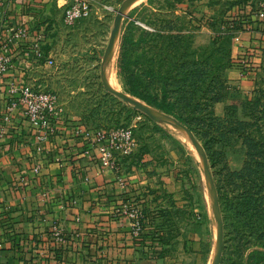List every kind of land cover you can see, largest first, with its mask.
Instances as JSON below:
<instances>
[{
  "label": "rangeland",
  "instance_id": "rangeland-1",
  "mask_svg": "<svg viewBox=\"0 0 264 264\" xmlns=\"http://www.w3.org/2000/svg\"><path fill=\"white\" fill-rule=\"evenodd\" d=\"M131 1L69 0L57 8L46 21L50 30L42 51L54 64L39 62L29 83L55 95L59 112L77 117L89 130L131 132L132 151L115 153L124 171L142 169L140 211L156 242V264H246L250 252L264 248L255 246L256 234L247 249L226 236L202 147L184 124L127 87L132 84L144 94L168 87L173 96L193 98L197 105L205 102L212 76L220 73L225 97L213 106L219 117L231 103L255 96L258 88L264 90V67L256 68L246 89L240 80L254 62L241 45L243 17L254 13L260 0H142L126 8ZM72 2L86 3L87 14L68 25L64 11ZM212 48L220 60L218 72L210 69ZM110 58L118 90L106 83ZM235 116L243 118L242 111ZM225 151L229 168L239 170L241 145ZM257 264H264V257Z\"/></svg>",
  "mask_w": 264,
  "mask_h": 264
},
{
  "label": "crops",
  "instance_id": "crops-1",
  "mask_svg": "<svg viewBox=\"0 0 264 264\" xmlns=\"http://www.w3.org/2000/svg\"><path fill=\"white\" fill-rule=\"evenodd\" d=\"M68 1L0 0V48L10 61L0 74V264H156L147 221V236L134 239L126 215L140 211L141 167L124 171L116 153L114 169L102 166L106 140L77 117L58 109L42 128L24 115L21 87L43 91L30 79L39 62L54 64L42 53L46 21ZM242 41L254 62L240 80L249 89L264 67V34L252 29Z\"/></svg>",
  "mask_w": 264,
  "mask_h": 264
},
{
  "label": "trees",
  "instance_id": "trees-1",
  "mask_svg": "<svg viewBox=\"0 0 264 264\" xmlns=\"http://www.w3.org/2000/svg\"><path fill=\"white\" fill-rule=\"evenodd\" d=\"M137 11L133 10L132 14ZM243 19V24L257 29L256 21L249 15ZM210 51V69L218 72L220 60L215 59L214 48ZM122 62V56H119L120 75ZM127 89L148 106L184 124L202 147L214 174V190L223 231L230 241H236L238 247L247 249L252 244L253 234H256L259 239H254L255 246L264 248V90L258 88L255 96L243 102L231 103L226 108V114L219 117L215 115L213 106L225 97V85L220 73L212 76L203 104L193 105L190 101L193 98L173 96L168 87L162 88L158 94H144L129 83ZM239 109L243 118L235 116ZM232 144H240L244 151L242 167L234 171L228 166L225 151ZM141 214V230L134 239L147 236L144 233L146 216L143 211ZM263 257L264 252L253 250L248 254L246 264H257Z\"/></svg>",
  "mask_w": 264,
  "mask_h": 264
},
{
  "label": "built area",
  "instance_id": "built-area-1",
  "mask_svg": "<svg viewBox=\"0 0 264 264\" xmlns=\"http://www.w3.org/2000/svg\"><path fill=\"white\" fill-rule=\"evenodd\" d=\"M251 11V10H250ZM87 14L86 3L72 2L65 8L64 21L66 24H72ZM256 21L257 31L264 34V0H260L254 13H246ZM252 14V15H251ZM244 32L252 30L249 24H244ZM239 38H237L238 40ZM6 50L0 48V74L5 72L10 64ZM20 102L24 107V115L28 121L36 126L48 128V122L51 117L58 112L56 96L45 91L35 90L30 86H23L20 89ZM14 104H10L8 111H12ZM97 138L100 142L106 140V143L98 147L99 163L111 169L115 168L114 153L128 155L132 151L133 139L129 130L121 129L102 135L97 132ZM37 172V169H34ZM126 215L131 220L133 236H137L141 230L139 220L142 218L141 211L132 207L126 208Z\"/></svg>",
  "mask_w": 264,
  "mask_h": 264
},
{
  "label": "bare ground",
  "instance_id": "bare-ground-1",
  "mask_svg": "<svg viewBox=\"0 0 264 264\" xmlns=\"http://www.w3.org/2000/svg\"><path fill=\"white\" fill-rule=\"evenodd\" d=\"M140 1H142V0H133L127 4L126 8L130 5H135V4L139 3ZM106 67H107L106 83H107L108 87L110 89H113V90H118L119 85H118V82H117L115 75L113 73V61L111 58L107 61Z\"/></svg>",
  "mask_w": 264,
  "mask_h": 264
}]
</instances>
